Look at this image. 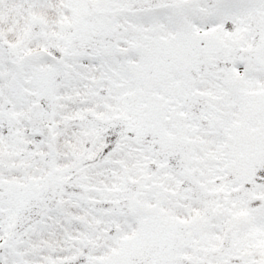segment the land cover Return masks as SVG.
Instances as JSON below:
<instances>
[{
    "label": "snow or ice",
    "instance_id": "obj_1",
    "mask_svg": "<svg viewBox=\"0 0 264 264\" xmlns=\"http://www.w3.org/2000/svg\"><path fill=\"white\" fill-rule=\"evenodd\" d=\"M0 264H264V0H0Z\"/></svg>",
    "mask_w": 264,
    "mask_h": 264
}]
</instances>
